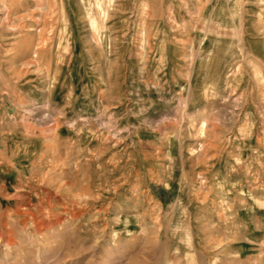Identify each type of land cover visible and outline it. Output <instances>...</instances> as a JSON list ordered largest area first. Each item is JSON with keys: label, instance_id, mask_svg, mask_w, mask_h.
Returning a JSON list of instances; mask_svg holds the SVG:
<instances>
[{"label": "rangeland", "instance_id": "rangeland-1", "mask_svg": "<svg viewBox=\"0 0 264 264\" xmlns=\"http://www.w3.org/2000/svg\"><path fill=\"white\" fill-rule=\"evenodd\" d=\"M0 264H264V0H1Z\"/></svg>", "mask_w": 264, "mask_h": 264}, {"label": "bare ground", "instance_id": "bare-ground-1", "mask_svg": "<svg viewBox=\"0 0 264 264\" xmlns=\"http://www.w3.org/2000/svg\"><path fill=\"white\" fill-rule=\"evenodd\" d=\"M1 2V0H0ZM17 8H22L20 5H17ZM3 11H4V22H8V20L10 19L11 17V12H12V8H7L6 6H4L3 8ZM19 14V13H18ZM15 15V14H14ZM18 16V15H17ZM20 18H23V17H20ZM38 20V19H37ZM12 26V25H11ZM31 31V30H30ZM25 42V41H24ZM27 43V42H26ZM25 43V44H26ZM23 44V43H22ZM23 44V45H25ZM28 44V43H27ZM21 45V44H20ZM29 48V47H28ZM23 49H20L19 51H22ZM28 53V51H27ZM18 54V53H17ZM19 55V54H18ZM25 55V54H24ZM25 57V56H24ZM30 64V63H29ZM28 65V64H27Z\"/></svg>", "mask_w": 264, "mask_h": 264}]
</instances>
